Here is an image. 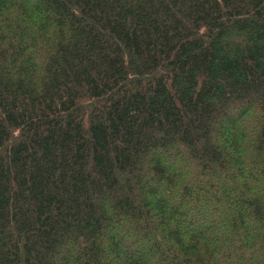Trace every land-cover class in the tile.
<instances>
[{
    "label": "trees",
    "instance_id": "trees-1",
    "mask_svg": "<svg viewBox=\"0 0 264 264\" xmlns=\"http://www.w3.org/2000/svg\"><path fill=\"white\" fill-rule=\"evenodd\" d=\"M0 264H264V0H0Z\"/></svg>",
    "mask_w": 264,
    "mask_h": 264
}]
</instances>
